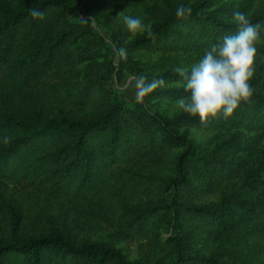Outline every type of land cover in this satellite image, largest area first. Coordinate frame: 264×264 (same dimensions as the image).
I'll return each mask as SVG.
<instances>
[{
    "label": "trees",
    "instance_id": "trees-1",
    "mask_svg": "<svg viewBox=\"0 0 264 264\" xmlns=\"http://www.w3.org/2000/svg\"><path fill=\"white\" fill-rule=\"evenodd\" d=\"M213 4L0 0V264H167L78 237L85 219L169 264H264V59L251 102L228 119L201 124L160 109L188 96L175 69L235 34V11L264 23V0ZM180 5L191 7L187 19L176 16ZM121 11L155 38L130 33ZM126 67L165 85L130 101L109 84ZM188 127L209 135L195 141Z\"/></svg>",
    "mask_w": 264,
    "mask_h": 264
},
{
    "label": "clouds",
    "instance_id": "clouds-1",
    "mask_svg": "<svg viewBox=\"0 0 264 264\" xmlns=\"http://www.w3.org/2000/svg\"><path fill=\"white\" fill-rule=\"evenodd\" d=\"M191 12V7L180 5L176 16L187 19ZM29 15L40 20L45 18V14L37 9L30 10ZM118 16L133 35L139 33L155 38L151 25L142 17L124 15L123 11ZM232 21L237 29L235 34L225 35L220 42L212 44L190 67L175 69L188 93L187 97L178 99L177 105L183 112L199 116L201 124H207L210 118L218 115L228 119L241 103H250L255 92L250 80L259 66L258 45L264 41V23H254L240 11L233 13ZM118 55L127 59L123 48L118 50ZM164 85L162 78L148 81L146 77L138 76L131 85L134 99L143 103L147 95ZM4 142H8V137H4Z\"/></svg>",
    "mask_w": 264,
    "mask_h": 264
},
{
    "label": "rangeland",
    "instance_id": "rangeland-1",
    "mask_svg": "<svg viewBox=\"0 0 264 264\" xmlns=\"http://www.w3.org/2000/svg\"><path fill=\"white\" fill-rule=\"evenodd\" d=\"M192 1V0H189ZM223 0H213V5L217 6L218 4L222 3ZM129 3L125 4L123 9H127ZM95 28L103 35V37L107 41V45L110 49L111 56H115L113 44L110 40V34L107 31L106 27L100 23L99 20L94 21ZM259 54L261 55L262 59H264V41L261 45V49L259 50ZM138 77L133 72H131L127 67L121 69L119 73H115L112 75L109 84L111 87L120 91V94L130 100L133 101L134 99V90L132 88V82L134 79ZM160 109L165 114H171L176 111H180L177 101L170 103L168 101H164L160 104ZM187 132L190 137H192L195 141H200L209 135V132L204 130L194 129L192 127L187 128ZM212 197H208L205 199L206 201H210ZM85 224L82 227H79L75 230L78 237H87L92 240H97L104 242L109 245H113L118 248L128 259H144L147 261L153 262L156 257H161L162 260H166V263L169 264L171 261V256L168 257L163 252L158 254V251L148 250L145 246H142L139 242L131 239H126L121 237L120 235L113 232L105 223L99 220H84Z\"/></svg>",
    "mask_w": 264,
    "mask_h": 264
}]
</instances>
